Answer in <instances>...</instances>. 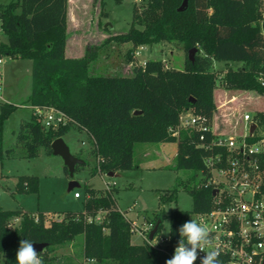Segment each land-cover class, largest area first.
<instances>
[{
  "label": "trees",
  "instance_id": "trees-1",
  "mask_svg": "<svg viewBox=\"0 0 264 264\" xmlns=\"http://www.w3.org/2000/svg\"><path fill=\"white\" fill-rule=\"evenodd\" d=\"M93 1L99 2L100 15L106 17L102 1ZM183 1L147 0L140 13L135 6L129 31L110 36L103 43L129 44L132 48L177 43L185 54L183 69H167L161 61H147L134 66L131 76L126 77L90 74L98 48L93 52L87 49L79 59L65 57L68 0H12L0 5V29L6 37V42L0 43V57L31 61V90L26 104L32 113L16 135L25 157H36L41 148L51 154V143L73 127L86 132L92 141L94 173L136 169V143H177L175 168L206 172L205 159L222 150L201 146L209 143L211 133L182 131L175 139L168 129L176 127L180 114L186 111L203 116L211 127L216 110L214 62L241 64L223 76L225 90L255 92L264 101V84L258 82L260 76L264 77V34L260 27L263 0H187L186 9L178 12ZM191 50H195L193 61L188 59ZM128 58L132 60L131 55ZM35 108L62 113L66 124L45 128ZM16 109L10 103L0 104V160L12 152L4 150L3 127ZM255 118L264 125V111L256 112ZM64 172L68 175L66 168ZM37 185L36 178L20 177L15 189L19 194L37 193ZM114 193V188L97 194L87 187L82 212H65L60 222L49 225L43 213L33 217L0 209L2 264H16V251L23 239L46 244L39 252L43 264H54L53 253L77 236L83 237L81 257L86 262L165 264L169 258L163 252L131 242V220L124 217L126 212L118 210ZM188 193L192 211L177 210L167 216L172 245H177L183 223L212 207L211 189L193 187ZM175 198V190L166 191L158 201L164 205ZM163 217L159 211L149 222L153 226L159 223L157 232ZM17 218L19 225L11 228V221Z\"/></svg>",
  "mask_w": 264,
  "mask_h": 264
},
{
  "label": "rangeland",
  "instance_id": "rangeland-1",
  "mask_svg": "<svg viewBox=\"0 0 264 264\" xmlns=\"http://www.w3.org/2000/svg\"><path fill=\"white\" fill-rule=\"evenodd\" d=\"M10 1L12 0H0V5ZM101 1L106 17H101L99 2L93 0L82 7L83 10L75 12L77 19L71 11L67 20L65 57L79 59L87 49L93 52L94 48H98L95 52L96 59L90 67L92 76H131L134 66H143L147 61H161L167 69H183L185 54L177 43L160 42L138 48L113 42L103 44L110 36L127 33L132 25L134 7L140 13L147 0ZM262 13L264 16V0ZM5 42L6 37L0 31V43ZM129 55L132 60L128 58ZM240 66L239 63L231 62L213 63L217 78L214 121L217 134L220 135H239L242 114L255 115L256 112L264 111V101L257 93L232 92L223 88L222 78L226 72ZM0 73V104L10 103L17 107L3 127L4 150L11 149L12 152L0 160L1 210L24 211L33 214V217L38 213H45L46 225H49L51 222H60L65 212H82L87 187L98 194L105 190V185L114 182L110 190L115 189L118 210L126 212L128 219H135L133 222L139 227L149 223L162 211L164 217L156 236L158 239H170L167 216L177 210L191 212L192 201L188 191L202 184L199 173L175 168L177 143H136L133 148V164L137 168L119 172L115 177H107L106 174L94 173L96 162L91 154L93 144L88 134L70 127L62 140L70 154L84 161V165H77L73 177L69 178L64 172V163L60 157L48 154L41 148L36 157L28 159L16 141L20 124L29 121L32 113L26 104L31 90V61L5 58L0 65ZM20 177L36 178L37 193H17L15 187ZM70 182H75L78 186L68 191ZM173 190L176 191L175 201L160 204L158 196ZM75 192L80 198L73 197ZM18 225V218L11 221V228ZM131 242L138 245L141 240L133 235ZM82 244L83 237L77 236L72 242L56 250L53 253L56 257L54 264H95L86 262L81 257Z\"/></svg>",
  "mask_w": 264,
  "mask_h": 264
},
{
  "label": "built area",
  "instance_id": "built-area-1",
  "mask_svg": "<svg viewBox=\"0 0 264 264\" xmlns=\"http://www.w3.org/2000/svg\"><path fill=\"white\" fill-rule=\"evenodd\" d=\"M5 58L0 57V65ZM258 82L263 85L264 77L260 76ZM34 113L41 118L45 128H57L66 124L65 116L52 108H35ZM205 122L203 116L186 111L180 114L178 125L168 129L175 139L179 138L182 131L209 132L212 138L208 144L202 143L201 146L205 149H222L205 159L206 172L199 173L202 176L199 188H209L215 192L212 194V207L205 213L192 215L191 219L198 222L203 220L211 230L213 241L220 242L221 264H263L264 125L255 115L244 113L239 121L241 133L228 136L217 134L214 119L211 127ZM199 139L202 141L204 138L200 135ZM112 186L114 183L105 185V190L109 191ZM73 197L78 199L80 195L75 192ZM124 217L127 218L126 215ZM131 223L130 232L141 240L140 244H148L166 254L169 259L172 257L177 245H172L170 240L158 239L156 235L149 240L154 227L152 223L143 227H139L136 222ZM198 253L194 264H200L205 255L199 250Z\"/></svg>",
  "mask_w": 264,
  "mask_h": 264
},
{
  "label": "clouds",
  "instance_id": "clouds-1",
  "mask_svg": "<svg viewBox=\"0 0 264 264\" xmlns=\"http://www.w3.org/2000/svg\"><path fill=\"white\" fill-rule=\"evenodd\" d=\"M178 233L180 239L174 254L165 261V264H194L199 255L198 250L205 253L200 264H221L220 242L213 241L211 230L203 220L198 222L190 219L179 227ZM205 249L209 250L205 251ZM16 264H43L40 253H37L33 246L32 239L20 241L16 251Z\"/></svg>",
  "mask_w": 264,
  "mask_h": 264
},
{
  "label": "water",
  "instance_id": "water-1",
  "mask_svg": "<svg viewBox=\"0 0 264 264\" xmlns=\"http://www.w3.org/2000/svg\"><path fill=\"white\" fill-rule=\"evenodd\" d=\"M187 0H184L183 3L181 4V6L178 8V12H182L186 9L187 7ZM261 32L262 34H264V19L261 22ZM195 53V50H191L189 51L188 54V59L190 61H193V55ZM139 113V112H136ZM254 129V125L251 126V130ZM51 154L53 156H58L63 160L64 163V168H66L67 173H68V177L72 178L75 172V168L77 165H84V161L74 157L73 155L70 154L69 149L67 147V145L64 143V141L62 140V138H58L55 139L52 143H51ZM107 177H115L114 173H108ZM78 185L75 182H70L68 185V191L73 190V188L77 187ZM214 191L212 192V194L214 195ZM158 225L159 223L157 222L155 224V226L153 227V229L151 230L150 234H149V240H152V238L154 237V235L157 232L158 229ZM34 248L36 249L37 253L41 252L45 247L46 244H33ZM264 264V262H263Z\"/></svg>",
  "mask_w": 264,
  "mask_h": 264
},
{
  "label": "crops",
  "instance_id": "crops-1",
  "mask_svg": "<svg viewBox=\"0 0 264 264\" xmlns=\"http://www.w3.org/2000/svg\"><path fill=\"white\" fill-rule=\"evenodd\" d=\"M83 1L85 3H83ZM92 0H68V6H67V20L71 14V11L73 16L77 19V15L75 14L76 11H80L83 10L82 7H85L89 4V2H91ZM77 13V12H76ZM118 174V173H117ZM117 174H115V176H117ZM114 183V182H113ZM130 210V209H129ZM22 213H24V211H22ZM45 214V213H44ZM127 217V215H126ZM131 221L135 220V219H129Z\"/></svg>",
  "mask_w": 264,
  "mask_h": 264
}]
</instances>
